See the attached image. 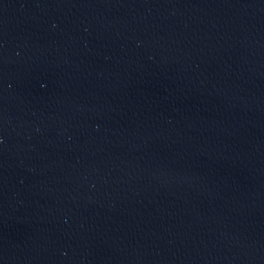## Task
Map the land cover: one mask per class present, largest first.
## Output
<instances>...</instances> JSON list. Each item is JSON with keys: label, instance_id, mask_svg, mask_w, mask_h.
Returning <instances> with one entry per match:
<instances>
[{"label": "water", "instance_id": "water-1", "mask_svg": "<svg viewBox=\"0 0 264 264\" xmlns=\"http://www.w3.org/2000/svg\"><path fill=\"white\" fill-rule=\"evenodd\" d=\"M0 264H264V0H0Z\"/></svg>", "mask_w": 264, "mask_h": 264}]
</instances>
